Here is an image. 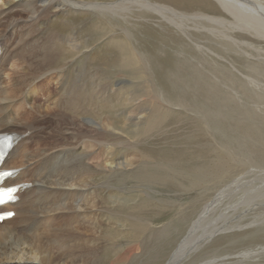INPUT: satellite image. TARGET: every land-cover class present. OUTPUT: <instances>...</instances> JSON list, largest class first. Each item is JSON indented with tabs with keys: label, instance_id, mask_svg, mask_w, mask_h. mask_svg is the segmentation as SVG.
I'll use <instances>...</instances> for the list:
<instances>
[{
	"label": "rangeland",
	"instance_id": "374dc122",
	"mask_svg": "<svg viewBox=\"0 0 264 264\" xmlns=\"http://www.w3.org/2000/svg\"><path fill=\"white\" fill-rule=\"evenodd\" d=\"M150 1L233 21L216 0ZM190 26L185 34L154 13L138 11L122 18L64 10L48 21L49 33L62 43L70 35L81 40L78 51L58 42L63 46H56L58 60L50 67L76 84L80 116H108L120 128L103 137L104 153L90 163L82 159L104 211L101 232L90 217L78 220L79 232L89 240L86 246L100 250V264H167L203 208L239 178L243 184L213 206L200 232L226 229L200 243L182 264H233L248 251L255 255L244 264H264V38L227 26L216 38ZM101 86L108 89L104 102L95 94ZM137 113L143 116L139 135L124 121Z\"/></svg>",
	"mask_w": 264,
	"mask_h": 264
},
{
	"label": "bare ground",
	"instance_id": "6f19581e",
	"mask_svg": "<svg viewBox=\"0 0 264 264\" xmlns=\"http://www.w3.org/2000/svg\"><path fill=\"white\" fill-rule=\"evenodd\" d=\"M216 1L233 17V21L202 14L186 15L150 0H114L104 3L0 0V133L12 135L15 143L3 164V170L18 171L15 178L7 182L8 186L28 185L18 191L14 202L3 208L13 211L15 216L0 223V264L101 263L97 255L100 250L94 246H86L85 243L89 240H84L79 232L78 220L81 218H92L95 229L100 232L103 225L99 220L103 209L97 185L92 176L82 169V159L90 163L95 160L96 154L100 152L101 155V148L107 147V141L103 137L116 126L108 116L100 120L80 116V96L76 84L70 83L64 74L50 70L58 60L56 46H63L58 44L62 43L59 36L48 31L50 18L64 10H91L122 18L138 11L154 13L185 34L188 29H192L190 25L194 24L195 27L207 29L216 38L220 35V27L243 28L264 38V0ZM202 21L216 27L207 28ZM125 33L127 39L132 37L130 32ZM225 36L236 45L242 44L227 34ZM63 41L62 44L67 43L73 51L81 48L82 43L77 36L70 35ZM107 90L106 86H101L95 94L104 102ZM72 109L76 113L68 112ZM142 118L137 113L136 116L126 117L124 121L131 124L139 135L143 125ZM126 123L125 128H128ZM121 130L126 132L123 128ZM117 166L122 167V163ZM242 184V178L233 181L204 206L167 264L184 263L185 259L196 252L200 243L226 229L213 226L200 232L213 206L224 195L233 192L234 187L239 189ZM105 196L107 195L103 194L104 198ZM244 198V204L249 205L250 196ZM95 220L100 223H94ZM83 222L86 221H82V224ZM254 255L249 251L240 253L239 256L245 260H237L233 264H244L249 258H254ZM213 263L216 264L217 260L212 259L205 264Z\"/></svg>",
	"mask_w": 264,
	"mask_h": 264
},
{
	"label": "snow or ice",
	"instance_id": "6c2138e0",
	"mask_svg": "<svg viewBox=\"0 0 264 264\" xmlns=\"http://www.w3.org/2000/svg\"><path fill=\"white\" fill-rule=\"evenodd\" d=\"M2 175L5 177H10L12 174L5 172ZM16 191L17 190L15 188H11V187H5L3 189H0V206H5L9 204L11 201H13L15 198L12 194ZM13 215L14 213L10 211H6L3 208H0V220L10 218Z\"/></svg>",
	"mask_w": 264,
	"mask_h": 264
},
{
	"label": "water",
	"instance_id": "95a60500",
	"mask_svg": "<svg viewBox=\"0 0 264 264\" xmlns=\"http://www.w3.org/2000/svg\"><path fill=\"white\" fill-rule=\"evenodd\" d=\"M191 225H193V224H191Z\"/></svg>",
	"mask_w": 264,
	"mask_h": 264
}]
</instances>
